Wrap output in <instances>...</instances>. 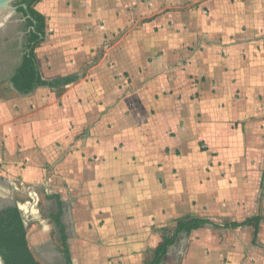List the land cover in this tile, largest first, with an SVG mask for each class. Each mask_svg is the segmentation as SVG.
<instances>
[{
    "label": "crops",
    "instance_id": "obj_1",
    "mask_svg": "<svg viewBox=\"0 0 264 264\" xmlns=\"http://www.w3.org/2000/svg\"><path fill=\"white\" fill-rule=\"evenodd\" d=\"M34 9L42 81H75L22 93V59L0 77V189L28 197L22 219L60 215L73 264H149L194 219L162 264H264V0Z\"/></svg>",
    "mask_w": 264,
    "mask_h": 264
},
{
    "label": "trees",
    "instance_id": "obj_2",
    "mask_svg": "<svg viewBox=\"0 0 264 264\" xmlns=\"http://www.w3.org/2000/svg\"><path fill=\"white\" fill-rule=\"evenodd\" d=\"M38 1L23 0L15 3V6L25 5L27 7V9L20 8L19 12L28 16V23L32 28L30 32L32 44L28 48L29 52L24 56L22 65L18 68L17 74L13 78L15 88L25 94L34 91L39 86L59 87L75 81L74 77H70L48 83L42 81L40 77L35 50L45 40L46 22L45 17L34 9V5ZM53 220L60 231L62 253L66 259V263L73 264L67 245V237L60 222V215L53 217ZM259 221L260 219H256L257 223ZM207 224H210L209 221L198 219L179 222L175 232L173 234L169 232V235L164 238L162 245L153 252V259L149 264H162L169 248L178 241V237L182 232L191 233ZM239 226L241 225L233 224L226 226V228H237ZM0 257L2 264H43L36 260L29 247L27 229L24 225L20 210L17 207L0 210Z\"/></svg>",
    "mask_w": 264,
    "mask_h": 264
},
{
    "label": "rangeland",
    "instance_id": "obj_3",
    "mask_svg": "<svg viewBox=\"0 0 264 264\" xmlns=\"http://www.w3.org/2000/svg\"><path fill=\"white\" fill-rule=\"evenodd\" d=\"M14 19L23 23L25 21H23L22 13L18 11L12 13L8 18L5 19V21L11 22ZM3 24H0V36L7 35L5 34L6 31H4L5 28L3 27ZM21 28V30H24L23 32H25V26H22ZM11 73L12 71L7 73L6 76H9ZM13 193L14 192L12 190L5 189V192H3L0 189V207L5 206L6 204H14L17 206L18 204L22 205L24 203L30 202L28 197H23V195ZM36 209L38 210V214L32 216L33 218H28V220L26 217L24 218L27 225L26 229L29 247L36 260L43 264H50L49 259L46 257L49 250H52L54 246L57 251H62L60 233L48 214L50 209L44 207L43 205H38ZM56 264L60 263L56 262Z\"/></svg>",
    "mask_w": 264,
    "mask_h": 264
},
{
    "label": "flooded vegetation",
    "instance_id": "obj_4",
    "mask_svg": "<svg viewBox=\"0 0 264 264\" xmlns=\"http://www.w3.org/2000/svg\"><path fill=\"white\" fill-rule=\"evenodd\" d=\"M23 1V0H22ZM15 6V4H14ZM19 12L20 8L25 9V5L15 6ZM21 13V12H20ZM23 22L17 21L16 19L12 20L16 22L15 26L5 27L7 35L0 36V77L6 75L7 73L13 71V68L19 59L24 58L26 53L29 52V46L31 43L30 32L32 28L28 23V16L22 14ZM22 26H25V32L21 29Z\"/></svg>",
    "mask_w": 264,
    "mask_h": 264
},
{
    "label": "water",
    "instance_id": "obj_5",
    "mask_svg": "<svg viewBox=\"0 0 264 264\" xmlns=\"http://www.w3.org/2000/svg\"><path fill=\"white\" fill-rule=\"evenodd\" d=\"M20 1H22V0H0V24L4 23V25H3L4 28H5V26L7 27V22L6 21L4 22V19L8 18L12 13L17 11V8L14 6V4L17 2H20ZM25 9H27L26 6H25ZM15 24H16V22L11 21L8 26L13 27V26H15ZM9 207H14V205L8 204V205H6L5 208L0 207V210L6 209ZM19 210L22 213V210L20 208H19ZM23 220H24V217H23ZM24 225L27 228L25 220H24ZM52 252H54L55 258L52 259V261L49 260L50 264H56V262H58L60 264L61 263L67 264L64 255L61 254L59 251H57L54 246H53ZM59 259H60V261H59ZM0 261L2 264L1 257H0Z\"/></svg>",
    "mask_w": 264,
    "mask_h": 264
},
{
    "label": "bare ground",
    "instance_id": "obj_6",
    "mask_svg": "<svg viewBox=\"0 0 264 264\" xmlns=\"http://www.w3.org/2000/svg\"><path fill=\"white\" fill-rule=\"evenodd\" d=\"M4 21H5V19H4ZM3 24V23H2ZM10 24V21L8 22L7 21V26ZM4 25V24H3ZM6 27V26H5ZM50 261H52V259H54L55 258V254H54V252H52V251H49L48 253H47V256H46ZM0 264H1V261H0Z\"/></svg>",
    "mask_w": 264,
    "mask_h": 264
}]
</instances>
